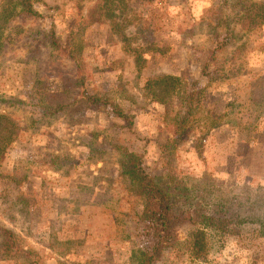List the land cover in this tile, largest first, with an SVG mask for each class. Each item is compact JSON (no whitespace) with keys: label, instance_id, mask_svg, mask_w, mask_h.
<instances>
[{"label":"rangeland","instance_id":"obj_1","mask_svg":"<svg viewBox=\"0 0 264 264\" xmlns=\"http://www.w3.org/2000/svg\"><path fill=\"white\" fill-rule=\"evenodd\" d=\"M235 2L33 0L41 17L0 28V113L20 125L0 168V224L14 231L20 252L0 264H134L145 244L144 199L122 171L117 142L144 152L156 176L206 178L218 195L264 190V25L242 29ZM109 8L122 28L104 16ZM53 38L71 40L77 61ZM166 74L182 79L160 103L148 80ZM195 87H205L206 109L225 120L164 152L170 117ZM45 88L62 96L49 99ZM114 107L134 116L133 129ZM254 228H208L195 256L181 227L180 244L152 264H264V236Z\"/></svg>","mask_w":264,"mask_h":264},{"label":"trees","instance_id":"obj_2","mask_svg":"<svg viewBox=\"0 0 264 264\" xmlns=\"http://www.w3.org/2000/svg\"><path fill=\"white\" fill-rule=\"evenodd\" d=\"M115 4L116 0H107ZM236 6H240V13L236 22L246 32H253L264 25V0H236ZM114 9L109 8L103 14L110 18L116 28L121 27L114 19ZM41 14L34 8L33 0H0V28L17 19L35 20ZM99 20H102L99 18ZM123 40L129 36L121 30ZM0 32V36H1ZM69 40L62 45L53 38L52 47L71 55L77 61L73 50L69 49ZM228 41L220 43L212 51V56L225 46ZM3 43H0V46ZM213 58V57H212ZM208 64L203 68V75L207 76ZM81 68V66H80ZM181 77L166 74L148 80L153 87L154 101L166 103L172 94L178 90ZM39 83V80L36 81ZM45 96H62V92L49 91L45 88ZM184 107L170 117L174 131L168 142L163 144L162 151L171 152L178 145L186 141V137L198 127H204L207 131L221 126L226 113H217L206 109L207 95L205 87H195L185 95ZM93 102L98 97H89ZM62 101L56 103V110L64 108ZM53 108V107H52ZM118 117L125 120V126L134 127V116L125 113L122 109L114 107ZM20 125L10 115L0 113V168L1 161L9 146L19 138ZM122 155V171L129 177L131 186L144 199L142 220L145 229L142 232V240L145 244L134 251V264H152L155 257L166 248H175L180 244L178 230L186 227L190 231L192 253L201 256L205 249L206 229L214 228L225 233L240 234L245 225L255 226L257 235L264 236V190L245 193L242 195H218L206 178H194L193 181L180 176L173 170L166 176L151 174L144 165V152L131 149L122 143H115ZM170 158V156H169ZM2 176L0 172V177ZM0 247L3 250L1 258L11 257L20 252L15 233L9 227L0 224ZM13 254V255H12Z\"/></svg>","mask_w":264,"mask_h":264}]
</instances>
